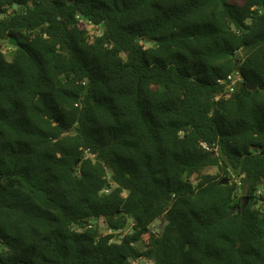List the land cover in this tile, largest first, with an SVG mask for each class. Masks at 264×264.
<instances>
[{"label": "trees", "instance_id": "trees-1", "mask_svg": "<svg viewBox=\"0 0 264 264\" xmlns=\"http://www.w3.org/2000/svg\"><path fill=\"white\" fill-rule=\"evenodd\" d=\"M0 42V264H264V0H0Z\"/></svg>", "mask_w": 264, "mask_h": 264}, {"label": "rangeland", "instance_id": "rangeland-1", "mask_svg": "<svg viewBox=\"0 0 264 264\" xmlns=\"http://www.w3.org/2000/svg\"><path fill=\"white\" fill-rule=\"evenodd\" d=\"M82 22L87 25V27H88V29L90 31V34L95 33V28L90 27V24L86 23L85 21H82ZM0 45H1V47H3L4 50L8 49L4 43L0 42ZM238 56H242L241 51L238 52ZM208 171L210 173H215L216 172V168H210V169H208ZM234 179H237V178L235 177ZM163 224H164V218H159L158 220H156L153 223V225H152L153 228L152 229L155 230V231H158V230H160L162 228ZM135 264H154V263L151 260L143 258V259L138 260Z\"/></svg>", "mask_w": 264, "mask_h": 264}, {"label": "water", "instance_id": "water-1", "mask_svg": "<svg viewBox=\"0 0 264 264\" xmlns=\"http://www.w3.org/2000/svg\"><path fill=\"white\" fill-rule=\"evenodd\" d=\"M13 7H16V4L13 5ZM6 40H8L9 45L19 47V43L15 38L12 37H5ZM247 88L251 91H254L256 89L264 90V84L263 85H256L251 83H246ZM228 182V177H225L222 181H220V184H226ZM244 206H238L236 209H230L229 213L227 214V217L233 215L235 212H240L241 209H243Z\"/></svg>", "mask_w": 264, "mask_h": 264}, {"label": "built area", "instance_id": "built-area-1", "mask_svg": "<svg viewBox=\"0 0 264 264\" xmlns=\"http://www.w3.org/2000/svg\"><path fill=\"white\" fill-rule=\"evenodd\" d=\"M80 21H83V19H80ZM90 27H92L90 25ZM222 83H227V88L229 92H232L234 89V86L238 83H240L242 81V77L241 75L236 72L235 70L233 72H231L227 78L225 80H219ZM93 156V155H91ZM261 194L264 195V186L260 187L257 191H256V195L260 196Z\"/></svg>", "mask_w": 264, "mask_h": 264}]
</instances>
